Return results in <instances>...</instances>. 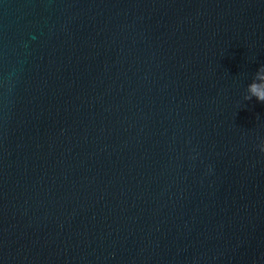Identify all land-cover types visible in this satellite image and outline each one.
<instances>
[{
  "label": "water",
  "instance_id": "water-1",
  "mask_svg": "<svg viewBox=\"0 0 264 264\" xmlns=\"http://www.w3.org/2000/svg\"><path fill=\"white\" fill-rule=\"evenodd\" d=\"M264 0H0V264H264Z\"/></svg>",
  "mask_w": 264,
  "mask_h": 264
},
{
  "label": "clouds",
  "instance_id": "clouds-1",
  "mask_svg": "<svg viewBox=\"0 0 264 264\" xmlns=\"http://www.w3.org/2000/svg\"><path fill=\"white\" fill-rule=\"evenodd\" d=\"M251 91L256 95L258 100L264 101V91H260L255 85L251 86ZM259 150L264 153V147L259 148Z\"/></svg>",
  "mask_w": 264,
  "mask_h": 264
}]
</instances>
